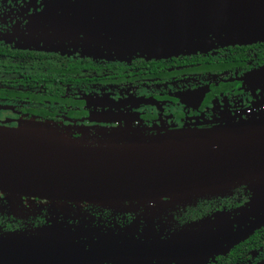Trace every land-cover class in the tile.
I'll return each mask as SVG.
<instances>
[{"label":"water","instance_id":"water-1","mask_svg":"<svg viewBox=\"0 0 264 264\" xmlns=\"http://www.w3.org/2000/svg\"><path fill=\"white\" fill-rule=\"evenodd\" d=\"M45 5L28 27V43L46 51L70 47L92 58L159 59L264 41V0ZM250 77L264 78V67ZM61 131L34 119L19 127L0 125V191L9 199L39 200L53 210L100 205L146 211L151 203L175 209L224 197L240 186L250 199L233 213H217L166 237L149 226L137 236L54 220L1 235L0 264H93L129 261L140 253L176 261L179 254L230 251L264 225V111L158 135L121 128L76 138Z\"/></svg>","mask_w":264,"mask_h":264},{"label":"flooded vegetation","instance_id":"flooded-vegetation-1","mask_svg":"<svg viewBox=\"0 0 264 264\" xmlns=\"http://www.w3.org/2000/svg\"><path fill=\"white\" fill-rule=\"evenodd\" d=\"M45 2L0 0V125L18 127L34 119L76 138L121 128L158 135L264 111V78L250 77L264 67V41L159 59L92 58L70 47L46 51L28 43V27ZM250 196L238 187L224 197L175 209L151 203L146 211L100 205L53 210L39 200L9 199L0 191V236L67 220L137 236L149 226L166 237L217 213H233ZM246 236L230 251L212 255L179 254L176 261H164L161 254L140 253L129 261L93 264H264V225Z\"/></svg>","mask_w":264,"mask_h":264},{"label":"rangeland","instance_id":"rangeland-1","mask_svg":"<svg viewBox=\"0 0 264 264\" xmlns=\"http://www.w3.org/2000/svg\"><path fill=\"white\" fill-rule=\"evenodd\" d=\"M22 124H23V123H20V125H22ZM20 125H19V126H20ZM19 126H18V127H19ZM59 129H60V128L57 127V131H58ZM61 132L64 134V133L67 132V131L65 130V131H61ZM240 187H245V186H240ZM237 188H238V187H237ZM245 189H246V187H245ZM246 190H247V189H246ZM247 192H250V191L247 190ZM19 201H20V200H19Z\"/></svg>","mask_w":264,"mask_h":264}]
</instances>
